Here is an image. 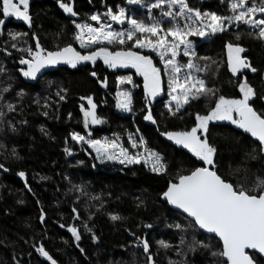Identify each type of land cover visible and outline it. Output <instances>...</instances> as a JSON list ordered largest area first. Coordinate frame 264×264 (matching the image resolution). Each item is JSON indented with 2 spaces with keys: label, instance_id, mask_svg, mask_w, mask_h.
Masks as SVG:
<instances>
[{
  "label": "trees",
  "instance_id": "1",
  "mask_svg": "<svg viewBox=\"0 0 264 264\" xmlns=\"http://www.w3.org/2000/svg\"><path fill=\"white\" fill-rule=\"evenodd\" d=\"M64 2L73 3L78 15L65 13L57 0H30V27L15 17L5 18L0 14V19L6 20L0 25V165H3L0 168V264H51L36 251L41 245L57 264H147L148 255L154 264H220V258L213 255L221 247L219 241L189 227L188 218L171 211L160 199L170 180L175 182L178 174H187L191 168L201 166L187 149L160 133L190 129L197 112L204 115L209 106H214V97L190 100L175 115H169L163 77L161 92L151 103L144 95L143 78L136 75L134 68L112 69L100 58L94 63L82 61L75 68L67 66L47 73L38 80L24 77L20 69L27 66L19 60L21 56L30 57L21 49L35 50L37 40L44 54L68 44L82 54L101 46L110 51L119 50V44L79 48L74 39L75 23L89 22L92 13L106 19L103 13L108 7L113 11L123 7L127 16L153 22L147 5L155 0H143V6L128 4L127 0ZM186 3L201 12L231 15L226 0H186ZM163 10H167L166 6ZM157 13L158 9L151 10L152 17L156 18ZM177 20L181 27L186 23L183 19ZM162 26L169 27L170 18ZM12 33L22 35L12 40ZM228 42L238 43L245 49L241 55L257 69L255 73L248 71L237 77L228 71L225 49ZM131 43L124 47H130ZM133 50L149 55L162 70L158 56L141 49ZM193 51L199 78L207 87L215 89L216 95L238 98V78L246 79L255 92L250 101L252 106L264 111V100L260 99L264 96V40L258 38L256 29L243 24L230 25L226 31L207 36ZM185 62L186 59L180 60L182 65ZM119 76H131L136 86L129 113H121L116 107ZM58 93L65 98L60 100ZM87 97L92 98L102 123L89 124L86 130L80 109L81 105L87 108ZM8 104L12 105L11 110ZM149 110L155 124L144 120ZM72 132L91 139L118 136V143L132 153L138 149L131 148L129 135L137 141L143 137L146 149L161 156L166 171L153 173L143 163H99L87 145L72 140ZM206 135L217 149L214 162L222 178L246 188L257 177L264 178V157L259 151L254 152L258 144L251 138L222 121L210 122ZM21 171L25 173L23 178L18 175ZM73 208L77 209L76 213ZM110 213L120 219L111 220ZM77 215L79 218H74ZM61 224L65 227L61 228ZM175 224H181L184 231L175 228ZM67 225L77 227L79 241L67 231ZM85 225L91 231H86ZM93 235L97 238L95 241ZM181 235L186 237L184 244L180 242ZM193 236L209 247L194 243ZM137 237L148 241L149 253L145 254ZM161 240L171 247L159 245L157 241ZM258 264L264 262L258 258Z\"/></svg>",
  "mask_w": 264,
  "mask_h": 264
},
{
  "label": "snow or ice",
  "instance_id": "2",
  "mask_svg": "<svg viewBox=\"0 0 264 264\" xmlns=\"http://www.w3.org/2000/svg\"><path fill=\"white\" fill-rule=\"evenodd\" d=\"M59 7L65 13L75 17L78 15L73 9V3L57 0ZM128 4H140L143 6V0H127ZM228 10L231 15H218L215 12L204 11L190 7L186 0H155V3L147 5L149 9V19L152 23H145L132 16H126L125 9L118 7L113 11L108 7L103 15L106 20H101V14L92 13L88 19L95 22L98 26L87 22L75 23L76 33L74 39L79 43L80 48L88 49L97 44H119V50L110 51L108 47H98L95 51H86L83 54L77 51L71 44L59 48L57 51H49L46 54L37 40L35 50L32 48L21 49L26 51L30 59L21 56L19 63L26 65L21 68V74L26 78H36L37 73L47 65L65 63L75 68L79 62H95L97 58L103 60L109 68H134L136 75L143 78V90L147 100L157 97L162 88V71L154 64L149 55L141 54L140 51L133 49H149L156 53L160 63L164 66L163 74L168 77V96L169 101L165 102L169 115H175L190 100H199L201 98L211 99L214 97V106H209L206 114H195V123L190 129L183 131L161 132L169 141L175 145L182 146L188 152L201 162V166H196L187 171V174H178L175 182L170 180L167 188L162 192V197L169 205L186 214L189 220V227L204 230L209 234H214L221 247L213 253L220 258V264H258V256L264 257V178L257 177L253 185L249 188L242 184H233L228 182L217 173L214 162V154L217 149L209 143L207 132L209 123L213 121H227L237 129H242L258 142L260 153H264V111H258L250 102L255 96L252 86L246 79L238 78L239 97L227 98L224 95H216V90L206 86L203 79H200L193 73L197 68L192 57L196 56L193 51L190 36H200L202 38L209 35H215L223 32L230 25H246L256 29L258 38L264 40V19H257L256 14H264V0H252L251 5L247 0H226ZM161 18L156 19L151 16L152 9H163ZM178 7L179 11L174 12L173 8ZM30 0H0V14L5 18L15 17L22 20L25 24L31 26ZM170 18V26L166 29L162 26L163 18ZM177 18L186 20L181 27ZM127 23L128 27L121 31H114L112 24ZM6 23L5 19H0V25ZM11 39L16 40L21 33H12ZM126 37V39H125ZM171 37V39H168ZM37 39L35 34L32 37ZM236 39H240L239 33ZM131 43L130 47L124 45ZM16 47L15 44L12 45ZM227 52L228 71L236 76L242 69H248L255 73L256 68L252 67L247 58L241 53L245 51L238 43L228 42L225 44ZM182 51L185 57H188L187 64L181 65L177 61L178 53ZM207 59V58H202ZM188 71L182 74V69ZM2 70V69H0ZM202 71V69H201ZM96 75L95 72L92 73ZM102 84L105 82H101ZM125 83L132 84L131 76H119L116 79V107L121 111H131L132 95L128 91H121L120 85ZM135 87V85H133ZM64 91V90H62ZM59 95V93L57 94ZM60 100L65 97L59 95ZM81 99H85L82 97ZM88 106L85 109L81 105L84 127L87 130L89 124H100L102 120L95 112L96 105L91 97H87ZM264 100V96L260 97ZM175 104V109L171 106ZM9 110L12 105L8 104ZM144 120L156 123L151 110L144 114ZM73 141L88 145L96 153V159L104 161H117L120 164H139L143 161L145 167H151L153 173H163L166 171V165L161 156L152 150L146 149V142L143 137L137 141L129 135L128 143L132 149H138L135 154L128 148L118 143L119 137L113 139H91L78 132L70 133ZM139 149H145L140 151ZM68 152V149H65ZM255 158V156H253ZM3 165H0L2 168ZM6 170V169H5ZM18 175L23 178L24 172ZM27 186V185H26ZM79 190V188H77ZM98 199V197H96ZM77 212L76 208L72 209ZM111 220L120 219L117 214L110 213ZM74 218L78 219V215ZM45 214H40V220L43 222ZM61 228L65 225L61 224ZM151 227V225H145ZM175 228L184 229L181 224H175ZM86 231H91L85 225ZM67 231L75 241H79L81 236L77 227L67 225ZM97 238L92 236V240ZM142 244L145 253L149 252L150 245L147 240L136 238ZM186 237L181 235L180 242L184 244ZM193 241L201 247H209L202 241H197L193 236ZM164 248H170L171 245L163 240L157 241ZM191 250H195L192 248ZM36 251L45 257L51 264H57V261L41 245ZM83 251V249H81ZM179 251V249H178ZM147 264H154L151 255L147 256Z\"/></svg>",
  "mask_w": 264,
  "mask_h": 264
},
{
  "label": "rangeland",
  "instance_id": "3",
  "mask_svg": "<svg viewBox=\"0 0 264 264\" xmlns=\"http://www.w3.org/2000/svg\"><path fill=\"white\" fill-rule=\"evenodd\" d=\"M251 2H252V0H247V3L249 4V6L251 5ZM257 2H258V0H257ZM135 5V4H134ZM175 8V10H174V12H176V9H178L177 11H179V8L178 7H174ZM161 10H163V9H161ZM125 14H127L126 12H125ZM161 13H159V9H158V13H157V17H156V19H160L161 18V15H160ZM127 16V15H126ZM131 16V15H130ZM255 18H257V19H264V14H261V13H257L256 14V17ZM101 20L103 21V20H106V19H104V18H101ZM165 20H168V18L166 17V18H163V20H162V22L163 21H165ZM20 21H22V20H20ZM186 21V20H185ZM23 22V21H22ZM108 23H110V24H112V28H113V30L114 31H121V30H124V29H126L127 27H128V25H127V23L125 22V23H123V24H116L115 22H112V21H107ZM87 23H91V24H93V26L94 27H96V26H98L95 22H93V21H89V22H87ZM75 33H76V28H75ZM126 38V37H125ZM206 37H204V38H202V37H200V36H190L189 37V40H191L192 41V44H193V48H194V46L195 45H197V44H199L200 42H202L203 41V39H205ZM168 39H171V37H169ZM77 44H78V46H79V43L77 42ZM104 44H106V43H104ZM97 45H102V44H97ZM93 46H95V45H93ZM93 46H90L89 48H91V47H93ZM79 48H80V46H79ZM141 50H144V51H146V52H149V53H151V54H154V55H156V53H154V52H152L151 50H149V49H141ZM186 59V62L183 64V65H185V64H187V61H188V57H185L184 55H183V52L182 51H180L179 53H178V55H177V61L180 63V60L181 59ZM181 64V63H180ZM182 65V64H181ZM161 66H162V77L164 78V80H165V87H166V91H167V98H168V100L167 101H169V96H168V77H167V75H164L163 74V69H164V66L161 64ZM188 70L186 69V68H184V69H182V74L183 73H186ZM193 73L197 76V77H199V73L197 72V70L196 69H193ZM134 84L132 83V84H129V83H125V84H123V85H120V90L121 91H128V92H130L131 93V95H132V92H133V90H135L136 89V86L134 87L133 86ZM116 93H117V91H116ZM166 102V101H165ZM172 104L175 106V104H174V102H172ZM117 110L119 111V112H121V113H129L130 111H127V112H125V111H121L120 109H118L117 108ZM213 122H219V121H213ZM82 144V143H81ZM84 145H86V144H84ZM87 147H88V145H87ZM89 148V150L95 155V158H96V153H95V151H93V149H91L90 147H88ZM133 154H135V153H133ZM147 154V152L145 151V155ZM99 163H112V164H118V165H128V164H120V163H118L117 161H109V160H104V161H101V160H98V159H96ZM141 163H143V161L141 162ZM140 164V163H139ZM144 164V163H143ZM150 167V166H149ZM151 168V167H150Z\"/></svg>",
  "mask_w": 264,
  "mask_h": 264
},
{
  "label": "water",
  "instance_id": "4",
  "mask_svg": "<svg viewBox=\"0 0 264 264\" xmlns=\"http://www.w3.org/2000/svg\"><path fill=\"white\" fill-rule=\"evenodd\" d=\"M67 66H68L67 64L62 63V62H61V63H57V64H55V65H47V66H45L44 68H42V69L40 70V72L37 73L36 78H34V79H33V78H28V79H29V80H32V81H34V80H38V79H40L42 76H44V75L47 74V73L54 72V71H58V70H60V69H62V68H65V67H67ZM248 71H249L248 69H242L240 72L237 73L236 76L238 77V76H240V75H242L243 73L248 72ZM151 103H154V100H151ZM222 123H224V124H226V125H230V126H232L233 128L237 129L234 125L230 124V123L227 122V121H222ZM237 130H239V131L242 132L244 135H246V136H248L249 138H251L253 141H255V142L259 145V142H258L255 138L251 137L250 134H248V133H244L242 129H237ZM262 156L264 157V153H262ZM160 199H161V201H162L163 203H165V204L168 206V208H169L171 211L177 212V213L182 214L183 216L186 217V214H183L180 210L175 209L172 205H169V204L167 203V201H166L165 199H163L162 195L160 196ZM186 218H187V217H186ZM188 219L190 220V218H188ZM199 231L202 232L203 234L207 235V236H210V237L216 238V237L214 236V234L206 233V232H204V230H201V229H199ZM216 239L218 240V238H216ZM148 253H149V252H148ZM145 254H147V253H145ZM258 258H260V259L264 262V257H259V256H258Z\"/></svg>",
  "mask_w": 264,
  "mask_h": 264
}]
</instances>
